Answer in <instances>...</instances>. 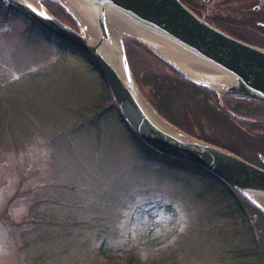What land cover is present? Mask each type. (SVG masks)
I'll list each match as a JSON object with an SVG mask.
<instances>
[{"label":"rangeland","instance_id":"obj_1","mask_svg":"<svg viewBox=\"0 0 264 264\" xmlns=\"http://www.w3.org/2000/svg\"><path fill=\"white\" fill-rule=\"evenodd\" d=\"M196 1L219 29L252 26L259 4ZM110 103L87 60L0 17V264H252V210L210 175L145 157ZM213 107L199 92L169 102L185 132L226 146Z\"/></svg>","mask_w":264,"mask_h":264},{"label":"water","instance_id":"obj_2","mask_svg":"<svg viewBox=\"0 0 264 264\" xmlns=\"http://www.w3.org/2000/svg\"><path fill=\"white\" fill-rule=\"evenodd\" d=\"M8 1L48 34L63 41L71 51L91 62L106 84L120 118L139 140L163 155L204 168L264 214V207L257 201L259 197L264 198V168L176 128L159 115L137 87L122 40L116 45L111 39L103 13L110 11L131 24L139 36L149 38L142 40L138 35L129 34L184 79L214 92L218 103L223 93L264 101V47L224 32L198 16L181 0H71L88 10L95 36L83 35V25L62 0L52 1L63 7L73 26L54 16L41 0H35V4L28 0ZM28 4L36 11L27 7ZM41 12L45 15H40ZM115 47L116 62L112 64L103 53ZM141 99L170 127L155 122Z\"/></svg>","mask_w":264,"mask_h":264},{"label":"trees","instance_id":"obj_3","mask_svg":"<svg viewBox=\"0 0 264 264\" xmlns=\"http://www.w3.org/2000/svg\"><path fill=\"white\" fill-rule=\"evenodd\" d=\"M181 1L186 6H188L192 11H194L192 9V6L189 4L188 0H181ZM41 2L54 16H56L58 19L62 20L63 22L73 26V22L71 18L69 17L68 13L63 9L62 6H60L58 3L52 0H41ZM16 14L22 15L27 20L28 24L31 27H36L46 39L52 41L58 48L71 52L68 45H66L63 41H61L57 37L48 34L42 27H40L35 22L30 20L25 14L18 11L11 4H7L6 6H0V17L1 18L3 19L13 18ZM232 25H231V28H226V26H223L221 30L245 42H248V43L260 46V47H264V37H250L245 34L246 31L242 26H248V25H245L243 23H236V24L232 23ZM122 44L124 47L125 57H126L131 75L137 87L139 88L140 92L142 93L146 101L149 103V105L159 115L164 117L167 121H169L175 127L182 129L184 131L191 132V129L187 127L184 128L175 121L174 119L175 117L172 115V111L169 109L170 97L175 98V96L179 94H182V95L187 94L188 96L192 97L193 93L199 92L204 95H209V96L211 95L214 99L216 98V94L210 90L199 87L195 85L194 83L184 79L177 71H175L172 67L166 64L164 61H162L148 48H146L144 45H142L141 43H139L132 37H127L126 39H123ZM78 55L84 58L85 60H87L91 64V62L85 56L80 55V54ZM143 85H146L147 89H144ZM108 97L110 98L109 94H108ZM213 101L216 107L218 106V108H221L219 107L220 105H218L217 102L215 103V100ZM258 101L260 103H264V101H260V100ZM110 102H111L110 104L112 105V107L115 109L117 113L118 119L123 123L125 128L129 131V133L137 141L138 147L143 152L145 157L160 161L169 166L187 168V169H191L197 172L198 174L204 173V174L210 175L214 177L215 179H217L228 190V193L232 192L236 196L241 197L240 195L233 192L227 185H225L222 181H220L215 175L205 170L204 168L200 166H195L190 163L183 162L177 159L170 158L166 155H163L155 151L154 149H152L151 147L143 143L127 128L125 123L122 121L115 106L113 105L111 98H110ZM203 108H204V111L201 110V112H206L207 106H204ZM242 110L247 111V108H243ZM199 134L200 133H198L197 135ZM242 199H243L242 200L243 203H245L247 207H249L250 209L253 208L257 210L250 203H248L244 198ZM239 209L240 211H243V212L245 211L244 208L239 207Z\"/></svg>","mask_w":264,"mask_h":264},{"label":"flooded vegetation","instance_id":"obj_4","mask_svg":"<svg viewBox=\"0 0 264 264\" xmlns=\"http://www.w3.org/2000/svg\"><path fill=\"white\" fill-rule=\"evenodd\" d=\"M258 1L259 4H253L250 6L251 11H249V13L251 12L255 15L250 17V19L253 20L252 26H242L246 31L245 34L250 37H264V0ZM188 2L192 6V9L195 13L200 15L202 14L201 2L196 0H190ZM240 9H242V7H240ZM213 11H215V8ZM257 14L259 17L256 16ZM223 26H226V28H231L230 24H225ZM207 97H210L211 101L213 102V108L224 116L226 120L225 128H230V131L228 130L226 132L227 137L229 135L230 139L232 138L233 141L237 140V146L234 147L235 150H233L230 148L231 144H233V141L227 142L226 146L220 144L222 142H214L211 140L210 142L232 151L251 163V160L256 161L258 166L264 168V166L258 164L262 163L264 165V103H260L258 100L245 95H236L233 93L222 94L219 97L221 104L218 103L217 96L214 99L211 95H207ZM213 100H215V103L217 102L221 108H218V106L216 107ZM243 108H247V111H243ZM227 111H230L232 114H229ZM229 194L232 196L235 195L232 192H229ZM237 198L243 202L241 197L237 196ZM237 207L239 208L238 205ZM251 210L250 220L255 219L256 217L259 219V221L256 223V226H258L259 237H254L256 245L247 247V249H243L242 252L245 256H254L255 259L250 261V263L264 264V230L261 229L262 225H264V217L259 211L253 208Z\"/></svg>","mask_w":264,"mask_h":264},{"label":"bare ground","instance_id":"obj_5","mask_svg":"<svg viewBox=\"0 0 264 264\" xmlns=\"http://www.w3.org/2000/svg\"><path fill=\"white\" fill-rule=\"evenodd\" d=\"M32 3L35 2V0H28ZM62 3L65 5V7L68 9V11L72 14L74 18H76L82 25H83V35H91L95 36V30L93 27L92 22V16L88 12L87 9L75 4L71 0H62ZM7 4H9V1L7 0ZM6 4V5H7ZM35 4V3H34ZM5 5V6H6ZM90 19V20H89ZM103 21L105 28L110 35L111 39L114 40L116 45H118L119 37L122 34L129 33L132 35H138L139 33L136 31V29L129 24L128 22L124 21L117 15L111 13L110 11H104L103 13ZM225 32V31H224ZM142 40H148L146 36H139ZM104 56L109 59V61L113 64L116 62V47L113 50L110 51H104ZM190 67L196 69L192 63H189ZM142 104L144 105L145 109L147 110L149 115L152 119L155 120L158 124H160L163 127H170L168 123H166L163 119H161L145 102L143 103V99H141ZM257 201L260 205L264 207V198L259 197L257 198Z\"/></svg>","mask_w":264,"mask_h":264},{"label":"snow or ice","instance_id":"obj_6","mask_svg":"<svg viewBox=\"0 0 264 264\" xmlns=\"http://www.w3.org/2000/svg\"><path fill=\"white\" fill-rule=\"evenodd\" d=\"M27 7L31 8L32 11H36V8H34L31 4H28ZM40 15H45V13L41 12ZM125 71H127V64H125ZM182 230V227H181Z\"/></svg>","mask_w":264,"mask_h":264},{"label":"built area","instance_id":"obj_7","mask_svg":"<svg viewBox=\"0 0 264 264\" xmlns=\"http://www.w3.org/2000/svg\"><path fill=\"white\" fill-rule=\"evenodd\" d=\"M7 4V0H0V6H5Z\"/></svg>","mask_w":264,"mask_h":264}]
</instances>
